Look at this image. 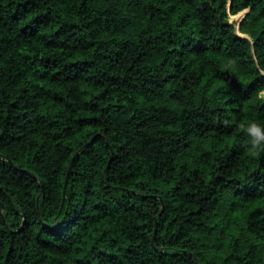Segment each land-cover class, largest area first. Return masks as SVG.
<instances>
[{"label": "trees", "instance_id": "16d2710c", "mask_svg": "<svg viewBox=\"0 0 264 264\" xmlns=\"http://www.w3.org/2000/svg\"><path fill=\"white\" fill-rule=\"evenodd\" d=\"M248 2L0 0V264H241L264 244V157L224 123L264 117L222 63L246 55ZM239 24L264 43V0ZM121 90L159 133L135 164L105 126Z\"/></svg>", "mask_w": 264, "mask_h": 264}, {"label": "clouds", "instance_id": "9594fccd", "mask_svg": "<svg viewBox=\"0 0 264 264\" xmlns=\"http://www.w3.org/2000/svg\"><path fill=\"white\" fill-rule=\"evenodd\" d=\"M213 0H209L212 3ZM255 0H249L246 6L238 7L236 11L237 22L233 31L238 34L245 36L247 39L243 44L241 51L246 55H234L228 57L226 60L222 61L224 66L230 70V75L234 72L238 75L239 79L237 83L239 84L238 95H244L246 97H251L248 101L250 113L255 110L256 105H264V43L257 44V36L260 35L258 31L251 24H247L245 27L247 31L241 29L239 21L244 19V14L252 9V4ZM219 3V0H216ZM228 4L232 3V0H227ZM264 41V37H261ZM257 49H259L257 51ZM204 59V58H202ZM206 62V60H205ZM107 71V66L98 63L95 69L94 75L101 73V69ZM128 70V65L122 64L117 66V71L120 73H126ZM253 81L255 82L253 84ZM231 87V84H229ZM120 95L130 94L132 97V103L128 105V109L121 113H114L112 119L105 124V126L111 125L115 129L117 135L112 136L109 134V140H114L115 145L125 144L126 150H129L133 154V163L136 162V152L139 151L141 155L154 156L157 151V145L148 143L150 137L158 135V130L147 124L141 128H136L134 124H129L128 121L130 117L128 112L137 110H146L148 101L142 99L138 91L124 92L121 90ZM211 94V100L209 103H219V94L210 93V85L208 89L202 90V95L208 97ZM81 101H77L80 103ZM235 123L236 128L242 130L234 138V142L242 148L244 151L249 153V157H264V117H255L249 114V117L245 120H240L238 117H233L232 120H225L224 123L231 126ZM171 134H169L170 136ZM144 141L143 148L141 147V142ZM99 155L96 157L99 162V157L103 155V146L98 149ZM126 167H121L118 173H105L108 175H119L123 176L127 172ZM239 171V169H237ZM245 174L246 171H245ZM264 179V176L261 177ZM72 226L71 222H68V228ZM241 239H247L246 236H242ZM252 241L249 240L247 244L242 245V248H250ZM245 261H250L251 264H264V244H261L254 251L245 254L241 260V264Z\"/></svg>", "mask_w": 264, "mask_h": 264}, {"label": "water", "instance_id": "95a60500", "mask_svg": "<svg viewBox=\"0 0 264 264\" xmlns=\"http://www.w3.org/2000/svg\"><path fill=\"white\" fill-rule=\"evenodd\" d=\"M79 153H80V152H79ZM70 170H71V165L69 166V169H68V174H67V177H66V183H67L68 178H69Z\"/></svg>", "mask_w": 264, "mask_h": 264}]
</instances>
